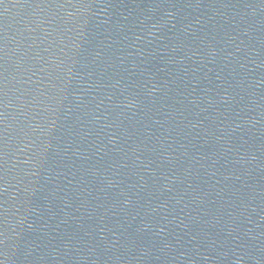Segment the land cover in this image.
I'll use <instances>...</instances> for the list:
<instances>
[{
  "label": "water",
  "instance_id": "95a60500",
  "mask_svg": "<svg viewBox=\"0 0 264 264\" xmlns=\"http://www.w3.org/2000/svg\"><path fill=\"white\" fill-rule=\"evenodd\" d=\"M0 231V264H264V0H3Z\"/></svg>",
  "mask_w": 264,
  "mask_h": 264
},
{
  "label": "snow or ice",
  "instance_id": "6c2138e0",
  "mask_svg": "<svg viewBox=\"0 0 264 264\" xmlns=\"http://www.w3.org/2000/svg\"><path fill=\"white\" fill-rule=\"evenodd\" d=\"M57 2H60V0H57ZM0 3H3V0H0ZM64 3H67L69 5H78L80 7H84L91 3V0H64ZM5 243L4 240V233L0 231V246H2Z\"/></svg>",
  "mask_w": 264,
  "mask_h": 264
}]
</instances>
